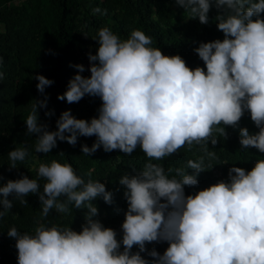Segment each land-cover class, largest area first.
Returning <instances> with one entry per match:
<instances>
[{"label":"clouds","instance_id":"1","mask_svg":"<svg viewBox=\"0 0 264 264\" xmlns=\"http://www.w3.org/2000/svg\"><path fill=\"white\" fill-rule=\"evenodd\" d=\"M174 2L204 25L209 23L211 8L217 9L214 19L224 39L201 42L194 49L204 67L190 68L180 55H165L151 47L152 38L141 30L134 29L122 40L103 27L95 39L96 54H88L90 76L80 74L84 65H70L77 74L57 97L69 104L86 95L99 97L98 116L90 121L77 119L70 109L65 110L55 131L38 120V109H44L47 117L54 115V110L47 109L45 92L54 81L44 75L34 77L43 99L34 100L25 124L26 134L36 136V153L48 154L58 141L75 146L78 137L95 136L91 147L81 146L85 156L101 147L105 152L131 155L139 147L150 162L119 180L127 201L122 239L94 219L98 208L92 201L102 197L112 204L113 194L99 180L85 182L70 163L39 164L37 175L46 181L42 192L38 180L26 175L0 186V217L13 207L10 195L21 204H28L29 194L38 195L44 218L52 209L68 213L73 204L88 210L79 232L44 224L34 234L15 227L8 230V237L16 241L17 264H264V159H258L250 171L231 167L228 181L189 195L185 186H197L198 175L213 167L205 165V156L187 161L191 174L179 167L166 172L151 162L185 146L191 150L194 144L202 147L209 160L216 159L208 150L209 142L218 143L214 133L227 138L225 126L239 127L246 111L259 131L253 134L247 127L239 128L241 147L264 153V0ZM28 154L26 147L11 150L10 170L17 169V162ZM172 172L175 175L170 176ZM153 242H167L168 247L163 254L148 250L146 244ZM134 246L138 251H132Z\"/></svg>","mask_w":264,"mask_h":264},{"label":"trees","instance_id":"2","mask_svg":"<svg viewBox=\"0 0 264 264\" xmlns=\"http://www.w3.org/2000/svg\"><path fill=\"white\" fill-rule=\"evenodd\" d=\"M13 1L0 0V56L3 57L0 72L4 74L0 80V186L8 180L26 175L29 179L38 180L42 192L46 181L38 177V169L32 170L29 167L28 160L38 156L39 164H50L52 160L62 164L70 163L85 182L89 179L99 180L113 194L112 204L105 203L102 197L92 201L98 208V216L94 219L114 229L117 239H122L121 225L127 211V201L124 198L125 188L119 180L126 173L133 175L143 170L144 165L150 161L139 147L131 155H125L119 150L105 152L101 147L92 155L85 156L81 146L86 144L91 147L96 140L95 136H80L75 146L66 141H58V146L48 154L36 153V136L26 134L25 124L34 100L43 99L37 91L38 81L34 77L39 74L54 81L45 90L49 96L47 109L54 110V115L47 117L44 109H38L39 122L47 124L50 131L56 130V121L65 110L70 109L77 119L90 121L98 116L102 104L99 97L86 95L78 103L72 104L57 97L67 90L69 80L77 74V69L70 65L79 64L86 46L91 44L92 50L89 53L96 54L98 43L95 39H98L97 34L101 28H110L122 40L127 39L134 29L141 30L152 38L151 47L160 48L165 55H180L190 68L204 67V62L198 61L199 56L194 49L201 42L224 39L214 19L218 14L217 9L215 6L211 8L209 23L204 25L198 18L191 19L189 12L181 8L187 21L171 24L172 10L167 0H47L40 6L32 4L29 11L25 7L16 6L7 9L6 4ZM97 7L102 10L101 13L93 11ZM105 9L106 13L103 12ZM261 17L264 18V13ZM242 127H247L253 134L259 131L250 113L246 111L239 121V127L234 129L225 126L227 138L214 133L218 143L213 146L209 142L208 145V150L216 155L214 160H209L202 147L194 144L191 150L185 146L172 156L151 162L162 165L166 172L169 168L179 167L191 174L193 170L187 169V161L205 156V165L211 164L213 167L198 175L197 186H185L186 195L195 194L213 184V168L219 169L228 181L229 168L235 166L250 171L255 160L264 159V153L257 149L241 147L239 128ZM17 147H26L29 154L24 161L17 162V169L10 170L8 153ZM169 175H175V172ZM8 199L12 200L13 207L0 217L1 264H17L16 241L7 235L12 227L29 234H34L40 224L47 227H69L79 232L81 225L86 222L85 214L88 210L76 209L74 204L69 206L68 213H58L52 209L48 217L44 218L38 195L26 196L28 204H21L19 199L11 195ZM167 247V242L146 244L148 250L155 248L160 254ZM132 251L136 252L138 248L134 246ZM141 255L151 259L146 253Z\"/></svg>","mask_w":264,"mask_h":264},{"label":"rangeland","instance_id":"3","mask_svg":"<svg viewBox=\"0 0 264 264\" xmlns=\"http://www.w3.org/2000/svg\"><path fill=\"white\" fill-rule=\"evenodd\" d=\"M46 1L47 0H15L12 3L6 4V8L11 9V8H13V6L21 7V8L25 7L27 9V11H29L32 4L36 5V6H40L41 4L45 3ZM166 3L172 10V17L170 20L171 24H174V22H183L184 23L187 21L186 20L187 17H185V14L181 10V7L177 6L174 1L167 0ZM85 50L91 51L92 50L91 44L86 46ZM198 61H201V59L199 58ZM38 164H39L38 156H34L33 158L28 160V165L32 170L38 169Z\"/></svg>","mask_w":264,"mask_h":264},{"label":"built area","instance_id":"4","mask_svg":"<svg viewBox=\"0 0 264 264\" xmlns=\"http://www.w3.org/2000/svg\"><path fill=\"white\" fill-rule=\"evenodd\" d=\"M88 53H89V51H84L83 52L84 55H83L82 59L79 62V64H82L85 67V71L83 73H80L84 77H88V75L90 74V71H88V68H89V65H90V62H89V59H88ZM256 162H257V160H255L252 163V167H254ZM221 180L226 181V179L223 177V173L219 169L213 168L212 169V182H213V184H215V183H217L218 181H221ZM119 231H121V229ZM0 241H1V239H0ZM1 262H2V255H1V252H0V264H1Z\"/></svg>","mask_w":264,"mask_h":264}]
</instances>
